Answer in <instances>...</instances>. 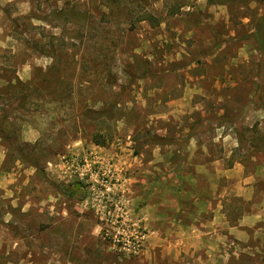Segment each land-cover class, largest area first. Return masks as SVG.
<instances>
[{
    "label": "rangeland",
    "instance_id": "1",
    "mask_svg": "<svg viewBox=\"0 0 264 264\" xmlns=\"http://www.w3.org/2000/svg\"><path fill=\"white\" fill-rule=\"evenodd\" d=\"M257 29L264 0H0V179L18 199L0 188V264H264Z\"/></svg>",
    "mask_w": 264,
    "mask_h": 264
},
{
    "label": "trees",
    "instance_id": "2",
    "mask_svg": "<svg viewBox=\"0 0 264 264\" xmlns=\"http://www.w3.org/2000/svg\"><path fill=\"white\" fill-rule=\"evenodd\" d=\"M170 15L174 16L175 14H174V12H172V13H170ZM139 21H141V22H147L150 25V28H152V29H155V28H157L159 26V22L154 17H152L151 15L142 17V18H140ZM258 29L261 30L260 25H259V28ZM258 29L256 30V33L254 35L255 36V39H253L252 41L254 42L255 50L258 53H260V54H264V42H263L264 41V37H263L264 33H262ZM244 38L248 40V39H250L252 37H247V38L244 37ZM21 96H23V95H21ZM25 98L26 97H21L22 100H24ZM23 104H24V101L21 103V105L23 106ZM111 109H112V107H111ZM111 109H106V110H101V111L87 110V111H83L78 116L81 118V120L88 121V122H95L96 120H107V121H111V120H114V118H115L114 113L112 112L113 110H111ZM2 132L3 131H0V139L1 138H4ZM97 138H100V135H95L93 137L94 143L96 145H98V146L103 145L102 144V141L97 140ZM16 146L18 147V145H16ZM17 147H14V148H17ZM232 166H233V163L231 161V163H229V165H228V168H231ZM114 233H120V231L117 229V230L114 231ZM126 236L129 237V234H126ZM118 237H121V235L118 236Z\"/></svg>",
    "mask_w": 264,
    "mask_h": 264
},
{
    "label": "built area",
    "instance_id": "3",
    "mask_svg": "<svg viewBox=\"0 0 264 264\" xmlns=\"http://www.w3.org/2000/svg\"><path fill=\"white\" fill-rule=\"evenodd\" d=\"M93 160H94L93 161V164H97L98 163V159L96 157H94ZM79 161H80V159H79ZM82 162H86V160H83ZM72 163L73 162L70 161V160L69 161H66V164H67L68 167H70L69 165H72ZM66 169H67V167H66ZM67 170H69V169H67ZM78 176L81 177V178H83V176L81 175V173ZM105 178H106V182H108L107 179H109V178H108L107 175L105 176ZM120 235H121V237H118ZM116 237L120 239V241L118 240V243H120L122 245H124V244L127 245L128 242H132V240H133L134 242L132 243L133 244V247L132 248L136 252H138L140 250V248H141V241L144 240V238H145L143 235H140V240H136L137 237H135V239H133L132 235H129V237H128V236H126V234L123 235V233H118V235Z\"/></svg>",
    "mask_w": 264,
    "mask_h": 264
},
{
    "label": "crops",
    "instance_id": "4",
    "mask_svg": "<svg viewBox=\"0 0 264 264\" xmlns=\"http://www.w3.org/2000/svg\"><path fill=\"white\" fill-rule=\"evenodd\" d=\"M50 165V164H49ZM63 173H65V172H63ZM67 175H68V172H67ZM67 175L65 176L66 178H67ZM11 177L9 176V177H7V179H8V181H6V178H3V179H0V188L3 190V194H2V200H6V201H8L9 202V204L12 206V207H17V198H15L14 196H12V192L10 191V190H7V188L10 186L9 184H12L10 181H9V179H10ZM6 182V183H5ZM4 184H8V185H6L5 187H3L4 186ZM52 197V196H51ZM30 206V204H25V206L24 207H29Z\"/></svg>",
    "mask_w": 264,
    "mask_h": 264
}]
</instances>
